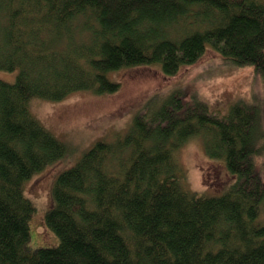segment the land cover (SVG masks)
<instances>
[{
  "label": "trees",
  "instance_id": "obj_1",
  "mask_svg": "<svg viewBox=\"0 0 264 264\" xmlns=\"http://www.w3.org/2000/svg\"><path fill=\"white\" fill-rule=\"evenodd\" d=\"M208 48L264 83V0H0V70L14 73L0 79V264H264L257 111L175 91L56 174L43 224L57 241L29 248L24 185L69 153L30 101L114 93L122 68L174 76ZM194 136L222 161L215 194L183 184L174 155Z\"/></svg>",
  "mask_w": 264,
  "mask_h": 264
},
{
  "label": "rangeland",
  "instance_id": "obj_2",
  "mask_svg": "<svg viewBox=\"0 0 264 264\" xmlns=\"http://www.w3.org/2000/svg\"><path fill=\"white\" fill-rule=\"evenodd\" d=\"M110 78L118 83L114 93L75 91L59 101L33 99L29 103L32 114L69 151L61 161L45 167L24 185V194L36 208L29 222L30 249L51 246L57 241L43 224L56 174L72 166L95 141H112L122 135L135 114L149 111V104L154 106L172 91L186 103L201 99L210 111L220 114L236 103L253 106L260 128L254 161L264 180V83L252 66H236L208 48L198 61L183 66L174 76L165 77L158 66L149 65L122 68L111 73ZM0 79L12 82L14 73L0 70ZM174 159L189 191L206 195L220 191L226 178L222 161L206 156L201 136L189 138L175 152Z\"/></svg>",
  "mask_w": 264,
  "mask_h": 264
},
{
  "label": "bare ground",
  "instance_id": "obj_3",
  "mask_svg": "<svg viewBox=\"0 0 264 264\" xmlns=\"http://www.w3.org/2000/svg\"><path fill=\"white\" fill-rule=\"evenodd\" d=\"M193 176H194V179H196V178H197V175H196V173H195V172H193Z\"/></svg>",
  "mask_w": 264,
  "mask_h": 264
}]
</instances>
